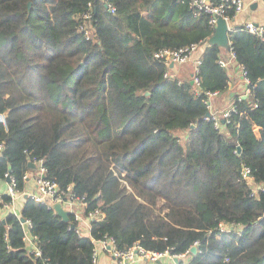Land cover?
Instances as JSON below:
<instances>
[{
	"label": "trees",
	"instance_id": "16d2710c",
	"mask_svg": "<svg viewBox=\"0 0 264 264\" xmlns=\"http://www.w3.org/2000/svg\"><path fill=\"white\" fill-rule=\"evenodd\" d=\"M214 32L183 0H0V178L12 174L24 192L29 161L42 159L47 177L103 213L80 235L23 194L20 216L0 218V264H95L105 236L173 254L197 246L177 264H264V188L252 187H264V41L230 31L255 90L236 96L218 128L206 118V92L227 93L230 67L208 42ZM194 42L200 94L154 56ZM21 218L32 221L40 256Z\"/></svg>",
	"mask_w": 264,
	"mask_h": 264
},
{
	"label": "built area",
	"instance_id": "2783aa9c",
	"mask_svg": "<svg viewBox=\"0 0 264 264\" xmlns=\"http://www.w3.org/2000/svg\"><path fill=\"white\" fill-rule=\"evenodd\" d=\"M188 4L189 8L193 11L195 16H200L202 14H207L209 17V22L213 25L214 29L218 23L220 18H224L228 22L229 26V35L230 31L233 27L230 25L232 18L236 16L237 13L244 10L249 3L259 2L261 0H249L248 3L246 0H183ZM91 6V4H90ZM106 7L109 8L112 12L115 10V7L112 4L106 3ZM82 18L84 20L83 29L86 30V33L89 35L90 32V20L91 14L90 12H85L82 14ZM243 29L247 32L255 35L260 40L264 41V24L255 22V21H247L242 25ZM201 45L202 42H194L186 46H182L180 48H160L155 51L154 56L156 58L163 59L167 64L174 63V65L186 64L188 62L193 63V72H192V81L196 88V93H201V76L199 75V65L201 63ZM233 58L235 54L231 50V41L230 48ZM219 64L222 67H231L230 61H228L225 57L219 58ZM242 73L244 80L247 84L246 96L253 94L255 87L250 86V80L246 75V71L242 66ZM219 90L217 91H207V98L205 99V103L208 106L210 115H206L207 119H212L215 123V126L218 128H224V122L230 117L231 112L235 109L232 103L231 106L222 110L219 114L212 109V101L211 98L217 95ZM224 120V121H223ZM0 121L2 123H6V114L0 112ZM3 150V144H0V154ZM37 165L35 180H36V188L33 191H25L20 192L17 186L16 178L10 174L6 173L8 181L7 186V195L10 196V200L6 201L3 199V195H0V204L6 210L13 212L17 215L15 202L23 195H30L33 199L38 202H41L48 206L51 209H54V204L59 202L63 205L65 209H67L70 213V227L71 224H74V228L80 235H84L91 229L92 220L100 219L103 216V213L99 208L94 210L86 211L88 206L87 202L83 197L77 196L75 192H73L72 185H68L66 188L60 186L55 180L47 177V168L43 164L42 159H34L30 160ZM31 170H34L31 168ZM30 170V171H31ZM30 171L25 175V178L29 180ZM250 170L248 168L244 169V176L248 178L250 182H253L252 178L249 176ZM253 194H257L258 190L264 188L262 186L256 185L253 183ZM55 211V210H54ZM21 222L24 226V240L28 246L29 252L35 256H40L41 250L37 246L36 237L31 233L32 221L30 219H24ZM108 246L111 249L113 256L116 259V264H134L136 260L139 259H148L152 261H158L162 258H179L185 259L189 257L191 254V249L187 252L173 254L170 249L165 251H150L145 249L140 243L136 242L130 247L127 248H119L115 244V239L110 236H105V238L99 239L96 241V247L93 252V262L97 264L98 261V246ZM44 264H52L47 259L44 261Z\"/></svg>",
	"mask_w": 264,
	"mask_h": 264
},
{
	"label": "crops",
	"instance_id": "0c3cea01",
	"mask_svg": "<svg viewBox=\"0 0 264 264\" xmlns=\"http://www.w3.org/2000/svg\"><path fill=\"white\" fill-rule=\"evenodd\" d=\"M249 0H246L248 3ZM255 21L264 24V0L259 2H253L247 4L246 8L241 12L237 13L234 18H232L230 25L234 27L242 26L247 21ZM224 49V48H223ZM223 57H225L228 61H230V80H229V89L227 93H218L217 95L211 98L212 101V109L217 112L218 114L232 105L236 96L246 97V89L247 84L244 80L243 73H242V66L239 65L236 58H233L232 53L230 50H223L222 52ZM193 67V63L188 62L186 64L181 65H174L172 67L173 74L179 75L182 79L188 78L191 79L192 82V72L189 70ZM193 71V70H192ZM31 170L30 178L27 180L26 191H33L36 188V180L35 174L36 169ZM8 181L7 179L0 178V195H4L7 192ZM25 192V191H24ZM26 195V194H25ZM20 201V203L18 202ZM19 204V206H18ZM16 211L19 214V211L22 206V199L20 198L15 202ZM18 207V208H17ZM8 210H6L0 204V218H3ZM87 235L90 234V230L86 233ZM190 258L187 257L184 260H188ZM146 261H149L150 264H177L174 259L172 258H162L160 262L148 260V259H139L136 260L134 264H144ZM97 264H116V259L113 256L110 247L108 246H98V261Z\"/></svg>",
	"mask_w": 264,
	"mask_h": 264
},
{
	"label": "water",
	"instance_id": "95a60500",
	"mask_svg": "<svg viewBox=\"0 0 264 264\" xmlns=\"http://www.w3.org/2000/svg\"><path fill=\"white\" fill-rule=\"evenodd\" d=\"M32 5V1L28 2V10H30ZM208 42L210 44H216L224 49H229L230 48V38H229V26L228 22L224 18H220L218 20V23L215 27V32L214 34L208 39ZM174 63H171L170 66H173ZM193 83V81H192ZM245 97V96H244ZM207 116L210 115V112L208 111ZM224 121V120H223ZM256 135L260 136V129L256 128L255 130ZM240 150V146L238 147ZM29 167L31 168H37V165L34 162L29 161ZM9 180V179H8ZM26 196V195H25ZM54 210L55 212L62 218V220L69 222L70 220V212L63 207V205L59 202L54 204ZM22 221H24V218H22ZM71 228H74V224H71ZM191 252L196 253L197 252V246H192L191 247ZM174 261L178 263L180 261L179 258H174ZM160 262V260L156 261Z\"/></svg>",
	"mask_w": 264,
	"mask_h": 264
},
{
	"label": "rangeland",
	"instance_id": "374dc122",
	"mask_svg": "<svg viewBox=\"0 0 264 264\" xmlns=\"http://www.w3.org/2000/svg\"><path fill=\"white\" fill-rule=\"evenodd\" d=\"M82 28V27H81ZM83 29V28H82ZM230 72V71H229ZM194 88H195V86H194ZM19 203H20V201H18ZM18 206H19V204H18ZM18 208V207H17ZM144 264H150V262L149 261H146Z\"/></svg>",
	"mask_w": 264,
	"mask_h": 264
},
{
	"label": "bare ground",
	"instance_id": "6f19581e",
	"mask_svg": "<svg viewBox=\"0 0 264 264\" xmlns=\"http://www.w3.org/2000/svg\"><path fill=\"white\" fill-rule=\"evenodd\" d=\"M7 181H9L8 179H7ZM27 195V194H26Z\"/></svg>",
	"mask_w": 264,
	"mask_h": 264
}]
</instances>
